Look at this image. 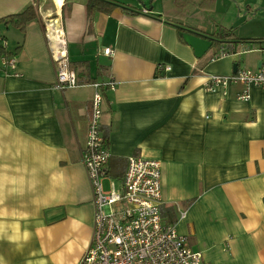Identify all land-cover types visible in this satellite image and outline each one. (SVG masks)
Returning <instances> with one entry per match:
<instances>
[{
	"label": "crops",
	"instance_id": "0c3cea01",
	"mask_svg": "<svg viewBox=\"0 0 264 264\" xmlns=\"http://www.w3.org/2000/svg\"><path fill=\"white\" fill-rule=\"evenodd\" d=\"M200 2L100 0L89 10L90 0H0V39L16 59L0 73V264L82 257L94 219L82 149L95 84L111 78L105 189L121 188L129 157L161 161L163 221L202 264H264V92L252 87L242 101L244 86L205 88L210 76L259 70L264 55L244 59L237 41L219 40L224 57L198 59L178 27L212 33L190 22ZM28 8L35 18L19 26ZM59 14L78 77L66 90L54 87L45 37L44 18Z\"/></svg>",
	"mask_w": 264,
	"mask_h": 264
},
{
	"label": "built area",
	"instance_id": "2783aa9c",
	"mask_svg": "<svg viewBox=\"0 0 264 264\" xmlns=\"http://www.w3.org/2000/svg\"><path fill=\"white\" fill-rule=\"evenodd\" d=\"M61 17L59 14L44 18L45 37L57 67L54 87L66 90L78 85V77L69 60ZM0 44L6 46L1 39ZM259 46L264 55V41ZM243 50L240 49L239 54ZM103 53L111 57L113 49L106 48ZM225 55L223 51L216 59ZM15 65L14 56L1 57L0 73H6ZM205 85L207 91L244 86L245 90L238 99L249 101L250 88L256 87L264 92V63L257 71L242 69L227 76H210ZM95 86L89 130L82 149V164L93 194V233L77 264H202V253L191 249L187 238L180 236L174 225L163 221L161 161L131 156L121 188L117 190L112 186L109 191L105 189L111 152L101 131L102 90L114 91L115 83L111 78L107 85Z\"/></svg>",
	"mask_w": 264,
	"mask_h": 264
},
{
	"label": "rangeland",
	"instance_id": "374dc122",
	"mask_svg": "<svg viewBox=\"0 0 264 264\" xmlns=\"http://www.w3.org/2000/svg\"><path fill=\"white\" fill-rule=\"evenodd\" d=\"M199 7L195 14H189L194 16L190 22L216 33L217 40L203 59L219 53V40L229 38L225 35L228 30L233 31L235 42H245L237 45L244 49L242 58L250 60L261 55L260 46L255 43L264 39V0H201ZM105 187L108 190L109 186Z\"/></svg>",
	"mask_w": 264,
	"mask_h": 264
},
{
	"label": "trees",
	"instance_id": "16d2710c",
	"mask_svg": "<svg viewBox=\"0 0 264 264\" xmlns=\"http://www.w3.org/2000/svg\"><path fill=\"white\" fill-rule=\"evenodd\" d=\"M99 5H100V0H90L89 10L98 9ZM125 10L126 11H131L128 8H125ZM15 17L16 18L17 17L21 18V19H19L17 21V24L19 26H21V24L24 25L27 22L33 20L35 18V12H34L33 8H28L26 11H24L23 13L18 14ZM12 19H14V17H12ZM4 21H7V20H4ZM178 29H180V31H190V32H193V33H195V34H197L199 36L210 37V38H213V39H215V36H216V33L209 34V33L203 32V31H199V30H186V29L180 28V27H178ZM225 35L228 36L229 38L225 39L224 41H228L229 43H232V41L233 42L235 41V39L233 38V36H234L233 31L228 30L227 34H225ZM262 41H264V40H259L255 44H260ZM215 42H217V40ZM237 43L242 44V43H245V42H237ZM216 54L217 55L213 57L214 59H216L219 56L220 53L219 54L216 53ZM12 56H13V53H11L10 51H7V48L4 45L0 44V58L1 57H8L9 58V57H12Z\"/></svg>",
	"mask_w": 264,
	"mask_h": 264
},
{
	"label": "water",
	"instance_id": "95a60500",
	"mask_svg": "<svg viewBox=\"0 0 264 264\" xmlns=\"http://www.w3.org/2000/svg\"><path fill=\"white\" fill-rule=\"evenodd\" d=\"M180 34L185 43L194 50L195 56L198 59L203 58L216 43V40L213 38L199 36L190 31H183Z\"/></svg>",
	"mask_w": 264,
	"mask_h": 264
},
{
	"label": "bare ground",
	"instance_id": "6f19581e",
	"mask_svg": "<svg viewBox=\"0 0 264 264\" xmlns=\"http://www.w3.org/2000/svg\"><path fill=\"white\" fill-rule=\"evenodd\" d=\"M62 2V0H58V3Z\"/></svg>",
	"mask_w": 264,
	"mask_h": 264
}]
</instances>
